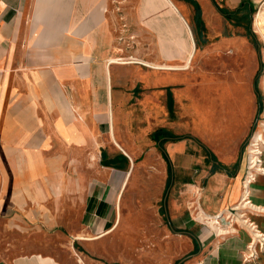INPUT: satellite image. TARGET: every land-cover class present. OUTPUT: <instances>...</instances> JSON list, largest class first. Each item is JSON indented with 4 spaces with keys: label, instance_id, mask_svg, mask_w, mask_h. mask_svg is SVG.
<instances>
[{
    "label": "crops",
    "instance_id": "0c3cea01",
    "mask_svg": "<svg viewBox=\"0 0 264 264\" xmlns=\"http://www.w3.org/2000/svg\"><path fill=\"white\" fill-rule=\"evenodd\" d=\"M224 1L234 9L249 1L256 10L264 0ZM110 3L0 0V264H81L69 243L118 228L137 161L155 163L147 173L164 189L170 178L173 221L199 246L194 264H264V248L247 258L253 230L232 211L247 212L264 235V212L238 206L247 166V150H238L257 114L252 78L211 76L193 94L187 65L131 60ZM180 22L169 26L175 36L163 43L166 58L153 61L179 63L173 45L186 50ZM141 83L166 89L137 91ZM174 102L195 110L203 141L178 132L185 127ZM159 128L183 137L164 142L169 161L152 136ZM251 200L264 206V175L251 185ZM54 237L61 250L35 248Z\"/></svg>",
    "mask_w": 264,
    "mask_h": 264
},
{
    "label": "rangeland",
    "instance_id": "374dc122",
    "mask_svg": "<svg viewBox=\"0 0 264 264\" xmlns=\"http://www.w3.org/2000/svg\"><path fill=\"white\" fill-rule=\"evenodd\" d=\"M110 1L112 10L125 28V37L130 43L129 55L133 56L131 60L138 59L137 62L145 66L172 64L175 67H184L187 65L188 69L185 73L190 76L188 79L193 94H197L201 85L208 83L211 76L217 79L233 74L248 75L255 84V77L258 74L262 107L257 96V114L238 150V152L246 151L252 134L258 129L260 121L264 120L262 118L264 115V37L262 33L257 34L254 30L255 13L262 5L264 9V1L250 16L239 14L237 19H227L220 13L213 0H197L202 9L201 19L204 25L202 27L197 26L194 7L184 0H172L177 13L165 0L167 5L163 0ZM216 1L220 6L228 7L224 0ZM168 6L176 14L171 12ZM229 8L234 9V7ZM180 21L184 25L182 34L186 50L182 51L180 46L173 45L177 47L176 56L173 59L179 63L153 61L160 56L162 60L166 58L164 50L161 49L164 47L163 43L169 45L170 39L175 36L170 33L169 26H180L182 25ZM190 30L195 45L197 38L201 40V44L196 45V49ZM192 49L194 53L190 57ZM181 84L177 83L173 88L181 87ZM135 89L137 91L165 90L166 87L164 85L146 87L141 83ZM162 100L167 104L170 102L168 96ZM173 107V114L178 116L179 125L185 127L178 132L181 135L192 134L196 139L203 141L200 136L203 134L201 120L197 121L195 110L192 107L181 108L180 105H175V102ZM193 145L197 146L195 143ZM154 166L153 162L148 168L154 169ZM148 168H141L140 161L135 163L134 176L130 179L122 200L121 223L113 233L93 242L82 240L79 235H84L78 234L79 239L74 244L69 243L70 247L74 245L73 248L80 256H77V259L81 261V264L195 263L198 243L183 232L187 230L184 226L175 225L172 218L169 199L173 189L169 183L170 178L164 189V181H158L152 177V174L148 175ZM35 244V248L49 245L48 249L61 250L63 241L54 237ZM60 255L64 260L68 258L64 254Z\"/></svg>",
    "mask_w": 264,
    "mask_h": 264
},
{
    "label": "built area",
    "instance_id": "2783aa9c",
    "mask_svg": "<svg viewBox=\"0 0 264 264\" xmlns=\"http://www.w3.org/2000/svg\"><path fill=\"white\" fill-rule=\"evenodd\" d=\"M262 6L259 9V11L256 13L254 20V26H256L257 29H258V24H256V22L257 20L260 19V14L264 15V9ZM262 118H264V115ZM257 131L258 129H256V131L252 134L249 140V144L247 146V166L243 180L244 193L240 205L238 206L243 208L244 211L252 209V210L264 212V206L256 208L251 200V185L257 180L259 175H264V158H263V149H262L264 144V127L260 135L257 138H255ZM232 211L240 221L245 222V224L250 226L251 230H253L255 239H253L248 245L249 254L247 258L249 259L256 258L259 253V250L264 248V235L259 230L257 224H255V222L250 221L246 217L247 212H243V211L240 212L241 210H239V207L232 209ZM216 222H218V220H216Z\"/></svg>",
    "mask_w": 264,
    "mask_h": 264
},
{
    "label": "trees",
    "instance_id": "16d2710c",
    "mask_svg": "<svg viewBox=\"0 0 264 264\" xmlns=\"http://www.w3.org/2000/svg\"><path fill=\"white\" fill-rule=\"evenodd\" d=\"M184 1H186L187 3H190L194 7L195 19L197 21V26H201V27L204 26L203 25V21L201 19L202 9H201V6H200L199 2L197 0H184ZM213 1L216 4V6H217L218 10L220 11V13L224 17H226L227 19H237L238 18L237 16L239 14L250 16L255 11V8H254L253 4L250 3L249 1L241 2L239 7H237L236 9H230L228 7L220 6V4L216 0H213ZM249 32L252 34L250 28H249ZM195 33H196V31H195ZM256 43H257V41H256ZM200 44H201V40H200V38H197L196 39V45L199 46ZM254 86H255V92H256V94H257V96L259 98V102H260L261 107H262V103H261V96L262 95H261V92H260V90L258 88V74L255 77ZM170 108L172 110V102L170 103ZM152 136H153V139L159 141V146L163 150V155H164V157H165V159L167 161H169V157H168L167 153L164 150V145H163L164 142L168 138H172L174 140H179V139L183 138L182 136L176 135V134H174L173 132H171L170 130H168L166 128L157 129L156 131L153 132ZM216 168L224 169L226 167L219 164V165L216 166ZM169 183H168V185H169Z\"/></svg>",
    "mask_w": 264,
    "mask_h": 264
},
{
    "label": "bare ground",
    "instance_id": "6f19581e",
    "mask_svg": "<svg viewBox=\"0 0 264 264\" xmlns=\"http://www.w3.org/2000/svg\"><path fill=\"white\" fill-rule=\"evenodd\" d=\"M165 1H166V2L168 3V5H170V6L173 8V10H175L176 13H177V9H176V7H175L174 2H173L172 0H165ZM175 11H174V12H175ZM258 21H259V23H258ZM256 24H258V30H259L260 33L263 34V37H264V15L260 14V19L257 20ZM113 62H114V61H113ZM115 62H116V61H115ZM263 127H264V121H260L259 126H258V131H257V133H256V135H255V138H257V137L260 135V133L262 132ZM215 220H216V219H215ZM215 220H214V221H215ZM79 238L84 239V238H87V237H84V236H80V235H79Z\"/></svg>",
    "mask_w": 264,
    "mask_h": 264
}]
</instances>
